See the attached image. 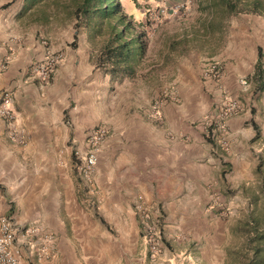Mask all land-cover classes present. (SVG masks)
Here are the masks:
<instances>
[{
	"label": "rangeland",
	"instance_id": "1",
	"mask_svg": "<svg viewBox=\"0 0 264 264\" xmlns=\"http://www.w3.org/2000/svg\"><path fill=\"white\" fill-rule=\"evenodd\" d=\"M72 1L50 0L17 17L22 0H0V47L8 55L14 45L24 50L38 43L43 53L61 56L48 86L30 73L40 60L35 54L25 66L24 79L45 91L57 74L51 93L62 90L61 115L71 127L57 157L60 165L71 166L86 205L91 208L95 202L99 179L129 182L123 174H133L139 156L135 142L150 143L140 146L141 153L151 157V166L158 162L161 142L165 134L170 137L166 117L172 123L180 112L181 125L197 133L207 149L194 165L191 187L184 188L181 228L170 232L173 225L161 204L148 205L137 197L133 208L140 233V210L160 217V247L151 258L143 243L136 253L130 250L116 258V264H264V90L257 91L258 85L249 80V58L258 48L264 70V18L240 14L215 29L220 20L207 17L205 0H119L136 32L143 33L146 50L134 76L118 81L97 65L108 40L106 27L98 34L93 26L74 28L75 20L65 10ZM234 78L238 87L230 83ZM96 128L105 129L106 136L93 185L88 186L77 175L72 147L78 146L73 140H84ZM209 155L214 161L210 168L197 166ZM106 226L114 231L112 224Z\"/></svg>",
	"mask_w": 264,
	"mask_h": 264
},
{
	"label": "crops",
	"instance_id": "2",
	"mask_svg": "<svg viewBox=\"0 0 264 264\" xmlns=\"http://www.w3.org/2000/svg\"><path fill=\"white\" fill-rule=\"evenodd\" d=\"M34 54L40 59L43 56L38 43L24 50L14 45L8 55L0 47V95L4 91L11 94L14 111V120L0 118V217L11 216L22 226L35 225L54 236L45 259L38 253L39 241L33 238L30 243L19 235L18 247L24 258L30 264H116V258H123L124 252L136 253L137 247L144 243L133 208L137 197H142L148 205L161 204L165 219L173 225L169 226L170 232L176 233L181 228V212L186 208L184 188L191 187L196 176L194 165L200 152L207 155L198 134L184 129L179 122L180 112L172 123L166 117L170 137L165 134L162 153L152 165L153 170L151 157L141 153L140 147L150 143L135 142L133 148L139 156L133 174H123V179L129 182L121 179L118 184L107 177L99 179L95 202L89 208L73 180L71 166L68 168L65 162L60 165L57 157L58 145L63 147L71 137V127L68 128L61 115L64 94L60 89L51 93L57 74L53 85L45 91L24 79L25 66ZM242 54L243 51L238 53L240 59ZM257 58L256 50L249 58L253 68ZM66 64L67 61L61 67ZM249 80L253 83L250 77ZM230 83L239 85L237 78ZM262 85L264 90V79ZM235 120H230V126ZM14 136H23V142ZM79 139L73 143L82 145L85 139ZM199 162L197 166L204 169L214 163L210 155ZM106 224H112L114 231Z\"/></svg>",
	"mask_w": 264,
	"mask_h": 264
},
{
	"label": "trees",
	"instance_id": "3",
	"mask_svg": "<svg viewBox=\"0 0 264 264\" xmlns=\"http://www.w3.org/2000/svg\"><path fill=\"white\" fill-rule=\"evenodd\" d=\"M205 1L207 3L206 9H208L207 17L212 18L211 21L215 18L220 20L217 26H212L215 29L221 28L223 20L227 21L240 14L256 15L264 18V0ZM22 2L23 4L17 17H22L38 4H49L50 0H22ZM54 3L56 4L57 2ZM65 10L75 20L74 28L80 25H85V27L93 26L95 34H98L103 29L102 25L106 27L104 29L107 31L108 40L97 63L101 70L108 74L112 80L119 81L123 78L134 76L135 70L145 53L146 44L143 40V33L136 32L132 19L124 13L119 0H73L72 5ZM43 15L44 20H47L48 14L43 13ZM37 19L40 18L37 17ZM76 36L77 34L74 33V41ZM257 52V62L249 77L259 83L257 91H262L264 79L262 51L258 48ZM263 238H260V240Z\"/></svg>",
	"mask_w": 264,
	"mask_h": 264
},
{
	"label": "built area",
	"instance_id": "4",
	"mask_svg": "<svg viewBox=\"0 0 264 264\" xmlns=\"http://www.w3.org/2000/svg\"><path fill=\"white\" fill-rule=\"evenodd\" d=\"M61 56L54 55L51 52H44L42 58L33 63L30 67V73L33 77H38L42 86L49 84L50 78L59 63ZM216 69V66L213 67ZM213 72V71H212ZM216 72V71H215ZM214 72V73H215ZM245 84V82H242ZM13 100L9 92H2L0 95V118L8 121L14 120ZM228 112L224 115L227 116ZM106 136V130L96 128L86 133L82 145L73 146L72 153L75 160V170L80 180L86 185H93V173L97 164L99 148ZM18 142H23V136L15 137ZM141 235L148 249L150 257L153 258L160 247V217L152 218L147 209L140 210ZM40 242V258H48V245L53 242L54 236L42 232L41 228L35 225L22 226L18 224L11 216L0 217V264H30L28 259L24 258L23 252L18 247V236ZM37 237V239H36Z\"/></svg>",
	"mask_w": 264,
	"mask_h": 264
}]
</instances>
